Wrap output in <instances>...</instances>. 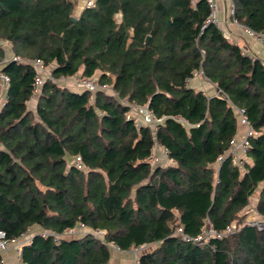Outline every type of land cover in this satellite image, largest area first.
<instances>
[{
    "label": "trees",
    "instance_id": "1",
    "mask_svg": "<svg viewBox=\"0 0 264 264\" xmlns=\"http://www.w3.org/2000/svg\"><path fill=\"white\" fill-rule=\"evenodd\" d=\"M232 1L237 22L264 32V0ZM76 7L0 0V43H11L0 44L10 78L0 108V230L11 242L31 238L23 263L108 264L114 250L144 246L139 264H264V229L245 223L253 198L264 216V62L211 21L208 0H95L75 16ZM33 60L55 81L37 87ZM197 71L229 99L191 87ZM97 73L111 92L65 83ZM139 107L163 119L156 131L136 124ZM235 107L256 132L246 170L229 155ZM157 143L172 163L152 164ZM232 224L241 228L208 241L177 233L197 238Z\"/></svg>",
    "mask_w": 264,
    "mask_h": 264
},
{
    "label": "built area",
    "instance_id": "2",
    "mask_svg": "<svg viewBox=\"0 0 264 264\" xmlns=\"http://www.w3.org/2000/svg\"><path fill=\"white\" fill-rule=\"evenodd\" d=\"M94 1L95 0H87L85 6H93ZM208 3H209L210 8L212 10L211 21L214 22V16L213 15H214V12L216 11V2H215V0H208ZM234 11H235V6H234L233 1L231 0L230 12H231L232 16L234 15ZM235 23L237 25L241 26L244 29V31L248 34V36H250V37L254 38L255 40L260 41L262 43L264 42V32H257L255 30L251 29L250 27L237 22L236 20H235ZM0 44L4 45V46H10L11 45V43L8 41L2 42ZM8 59L13 60V61H18V62H22L24 60L20 56H16V55L7 56V60ZM32 63L38 69V74L36 75V86L37 87H40L41 84L46 80L55 81V78L51 72V68L49 66L45 65L43 63V61L33 60ZM195 75H201L204 78H207L203 71H197V72H195ZM9 81H10L9 76L7 74H5L4 72H2L0 69V108H2L7 101V95L6 94H7V88H8ZM74 82L76 83L75 85L81 90L96 91L99 88H102V89L107 90L109 92L112 91V89L109 85H101L98 82V78H95V77H74ZM220 94L223 95L225 98L229 99L226 94H224L220 89L217 88V94L216 95H220ZM124 102L126 104L128 103L126 100ZM235 109H236V113L238 115L239 124L245 128V132L240 137L235 138V140L233 142V146L229 152V155L232 156V160H233V163L235 165L239 166L242 170H246V168H247L246 163L248 160L247 151L250 147L249 139L251 136L255 135L256 132L253 130V128L251 126L250 120L248 118V115H247L245 109L239 108V107H235ZM139 110L141 113V117L135 118L137 125L152 123L155 126H157V124L159 122H162V120H163L162 118L155 117L153 112L151 110H149V108H147V107H139ZM130 115H131V113H130ZM180 120H182V119H180ZM164 152L167 154L166 149H164ZM220 159H222V157ZM149 160L153 161L152 155L149 158ZM74 162L78 168L83 169V164H82L81 158L79 156H77L75 158ZM245 223L248 225H251V226H255L259 230H263L264 229V216H261L258 213H256V215L253 217L249 216L245 220ZM240 228H241V225L232 224V225L228 226L223 232L222 231L220 232V231L215 230L211 225H209L208 228L204 231V233L202 235L198 236L197 238H191V237L187 236L186 234H184L182 232L181 228L178 229L177 233L182 235L184 240L208 241L209 239H211L213 237H222L223 235L233 233ZM74 232H75V229L69 231L70 234H72ZM102 233L103 232H97V234H99V235H101ZM30 239H31L30 237H25L23 239L14 240L11 242L7 238L6 231L0 230V254L6 253L10 249L11 246H14L16 248V250L18 251V253L20 254L23 245L28 243L30 241ZM143 247L144 246H141L139 248H135L132 250V252L134 253V256H135L134 264H139L138 252ZM118 250H120V249H118ZM17 264H24L23 261L21 260V258L19 259Z\"/></svg>",
    "mask_w": 264,
    "mask_h": 264
},
{
    "label": "crops",
    "instance_id": "3",
    "mask_svg": "<svg viewBox=\"0 0 264 264\" xmlns=\"http://www.w3.org/2000/svg\"><path fill=\"white\" fill-rule=\"evenodd\" d=\"M195 2L199 0H194ZM216 2V11L214 12V22L220 27L224 35L231 41L238 44L244 53L249 54L254 58H259L264 62V42L255 40L254 38L248 36L244 29L235 23V19L230 12L231 0H215ZM99 74V73H98ZM190 86L203 91L207 96H214L217 94V87L214 85L208 78H204L201 75H195L189 80ZM66 85L70 88H75L74 77L66 79ZM75 85V86H74ZM78 88V87H77ZM37 98H33L31 106L34 107ZM131 115L135 118H140L141 113L139 108H134L131 111ZM152 124V123H150ZM154 130L156 131V126L152 124ZM245 128L239 124V131L237 138L243 135ZM164 147L160 146L158 143L153 149V161L151 160L154 166H165L172 163L173 161L169 158L168 154L164 152ZM83 230V229H82ZM75 229L76 233L86 232L89 229L84 228ZM42 231L38 227H33L31 233ZM74 232V233H75ZM6 263L8 264H17L20 257V254L14 246H11L10 249L2 254ZM135 256L131 251H118L114 250L112 252L111 260L108 264H134Z\"/></svg>",
    "mask_w": 264,
    "mask_h": 264
},
{
    "label": "rangeland",
    "instance_id": "4",
    "mask_svg": "<svg viewBox=\"0 0 264 264\" xmlns=\"http://www.w3.org/2000/svg\"><path fill=\"white\" fill-rule=\"evenodd\" d=\"M86 1L87 0H76V15L75 16H77V14L80 12V10H81V8H83L85 5H86ZM98 73L95 75V78H98ZM78 77H79V75H78ZM62 84L64 83V81L63 82H61ZM65 83H66V80H65ZM74 84H76L75 82H74ZM256 199L255 198H253V200H252V202H251V205H250V212H249V215L248 216H250V217H253V216H255L256 215V213H257V211L255 210V207H256ZM73 235H75V234H73ZM67 236H72V235H70V234H68ZM135 260V259H134Z\"/></svg>",
    "mask_w": 264,
    "mask_h": 264
},
{
    "label": "water",
    "instance_id": "5",
    "mask_svg": "<svg viewBox=\"0 0 264 264\" xmlns=\"http://www.w3.org/2000/svg\"><path fill=\"white\" fill-rule=\"evenodd\" d=\"M72 20L75 21V20H77V18L76 17H72ZM169 23H170V21H169Z\"/></svg>",
    "mask_w": 264,
    "mask_h": 264
}]
</instances>
